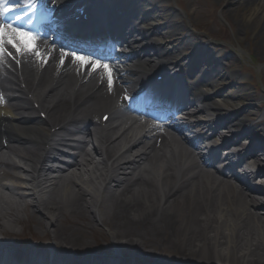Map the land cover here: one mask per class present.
<instances>
[{
    "label": "bare ground",
    "instance_id": "1",
    "mask_svg": "<svg viewBox=\"0 0 264 264\" xmlns=\"http://www.w3.org/2000/svg\"><path fill=\"white\" fill-rule=\"evenodd\" d=\"M28 1L9 4L20 14L24 8L18 7ZM87 1L107 31L78 37L73 29L54 30L47 22L46 29L33 28L35 44L45 49L36 64L31 54L17 55L5 45L3 60L18 56L21 66L0 63V233L22 218L13 207L22 202L38 213L34 220L54 246L48 253L0 249V264H125L115 255L72 254L79 243L74 232L85 236L96 226L108 228L113 245L137 246L147 262L134 264H264V136L256 135L264 134V118L253 120L257 111L241 105L252 100L244 88L224 95L204 89H213L217 80L234 81L223 66L229 54L212 58L199 48L200 38L188 47V37L176 46L162 44L161 34L178 40V24L168 21L177 15L170 6H157L161 0H135L131 7L126 0L105 6ZM228 1L237 3L228 9L238 19L237 33L250 24L264 37V0ZM51 2L68 12L75 5L74 0ZM126 15L138 22L135 27L129 29ZM157 15L163 23L156 24ZM38 19L44 20L40 13ZM106 32L109 44L120 42L124 53L82 56L62 43L92 38L91 43L102 44ZM182 45L195 50L182 54ZM179 65L187 69L178 70ZM156 70L162 71L163 85L190 81V97L180 102L184 124L173 123L169 111L163 119L150 117L151 97L143 114L124 112L127 95ZM99 112L100 118L109 113L112 124L102 126ZM218 139L227 148L219 156L222 167L209 159L203 144ZM0 246L7 241L0 239Z\"/></svg>",
    "mask_w": 264,
    "mask_h": 264
},
{
    "label": "rangeland",
    "instance_id": "2",
    "mask_svg": "<svg viewBox=\"0 0 264 264\" xmlns=\"http://www.w3.org/2000/svg\"><path fill=\"white\" fill-rule=\"evenodd\" d=\"M139 3L141 2L139 1ZM236 4V1L228 0L159 1L157 6L169 5L177 14L170 17L168 21L171 20L178 24V30L176 31L178 40L174 42L173 37H169L166 34L159 35V38L162 44L176 46L179 45L183 38L188 37L186 40L187 44L189 43L187 47L196 42V40L194 41L195 38H200L199 48L205 49L212 58L221 54H229L223 60V66L231 72L230 76H235L234 81L225 78L224 80L215 81L213 89H211V85L204 87H207L208 91L217 90L221 95L244 88L252 95V100L245 101L241 105H250L251 109L258 110L257 118H262L264 117V37L261 34H257V30L250 24L242 25L241 30L237 33V28H239L238 19L229 11ZM142 13L149 14L146 10L142 11ZM155 19L157 20L156 24L164 22V20H160L159 15ZM147 43L144 42V44ZM194 50L192 48H184L183 45L180 47L182 54H190ZM242 51L244 53L241 54ZM229 60L233 62L230 63ZM177 68H181L184 71L187 69V65ZM236 103L233 101L234 105ZM109 124H112V121H109ZM220 163L221 161L217 160L216 165ZM240 171L239 169L235 170L237 173ZM242 178L243 176L239 174V179L242 180ZM249 181L251 184L256 183ZM13 207H17L18 213H20L22 218L18 222L8 223L6 231L0 233V239L6 240L10 249L19 248L21 251L29 252L37 248L42 249L41 251L44 253L50 252L54 242L50 239L51 237L46 228L35 222L38 213L34 211L31 205L22 204V202L14 204ZM105 228L108 229L100 226L86 229L85 236L74 232V236L79 239V243L74 246L75 250L73 252L78 251V254L107 252L109 256L117 254L125 264H133L136 260H140V262L144 260L139 256L140 251L134 244L122 243L119 247L113 245ZM68 234L72 235V233ZM25 243L26 246H22ZM121 253L126 257L123 258ZM78 254H76V258ZM165 257L168 258V255H165Z\"/></svg>",
    "mask_w": 264,
    "mask_h": 264
},
{
    "label": "snow or ice",
    "instance_id": "3",
    "mask_svg": "<svg viewBox=\"0 0 264 264\" xmlns=\"http://www.w3.org/2000/svg\"><path fill=\"white\" fill-rule=\"evenodd\" d=\"M10 2L11 0H0V20H3L7 16L8 12L12 11V9L6 7V5ZM29 6H32L31 3ZM5 45H8L11 49H15L17 55H23L25 53L31 54L37 48L35 39L31 34L26 31L16 29L11 23H0V63H3V58L6 54ZM63 55L67 56L68 54L65 53ZM36 56L39 59V51H36ZM73 59L75 61H79L81 65L87 63V61L80 56H75ZM61 63H63V59ZM104 67L107 71V66L105 65ZM111 85L112 81L109 78V87H111Z\"/></svg>",
    "mask_w": 264,
    "mask_h": 264
}]
</instances>
